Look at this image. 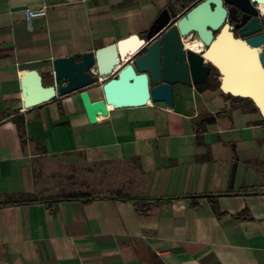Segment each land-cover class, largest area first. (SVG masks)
Returning <instances> with one entry per match:
<instances>
[{
  "label": "crops",
  "instance_id": "0c3cea01",
  "mask_svg": "<svg viewBox=\"0 0 264 264\" xmlns=\"http://www.w3.org/2000/svg\"><path fill=\"white\" fill-rule=\"evenodd\" d=\"M188 1L0 0V264H152V257L163 264H264L258 110L232 105L220 89L183 85L174 86L173 109L164 103L110 108L96 127L80 92L24 108L21 80L28 71L37 70L52 86L56 59L81 60L130 38L144 43L168 6L183 14ZM43 7L47 17L34 20L29 31L24 12ZM88 91L92 101L103 100L100 88ZM207 116L216 121L206 125L198 146L197 128ZM16 121L23 124L24 144ZM42 157L121 164L128 168V194L108 197L145 200L62 198L51 206H12L54 200L36 187L34 162ZM200 196L215 197L194 198Z\"/></svg>",
  "mask_w": 264,
  "mask_h": 264
},
{
  "label": "water",
  "instance_id": "95a60500",
  "mask_svg": "<svg viewBox=\"0 0 264 264\" xmlns=\"http://www.w3.org/2000/svg\"><path fill=\"white\" fill-rule=\"evenodd\" d=\"M184 39L199 43L203 52L186 49ZM53 67L52 86L44 85L37 70L25 73L21 80L25 109L80 92L88 121L96 127L109 117L110 107L164 103L173 109L174 86L204 85L216 70L220 91L250 100L264 120V0H200L183 14L168 6L144 43L130 38L81 60L56 59ZM93 86H100L103 100L92 101L88 89ZM237 168L234 164L232 187Z\"/></svg>",
  "mask_w": 264,
  "mask_h": 264
},
{
  "label": "rangeland",
  "instance_id": "374dc122",
  "mask_svg": "<svg viewBox=\"0 0 264 264\" xmlns=\"http://www.w3.org/2000/svg\"><path fill=\"white\" fill-rule=\"evenodd\" d=\"M217 74V71L213 70L207 82V87L210 89H219ZM100 86L92 88L98 89ZM232 105L240 106L247 111L255 108L247 100ZM39 151L40 149L35 147V152ZM76 158L77 160L72 157L35 159L36 187L40 196L47 199H62L75 196H119L122 192L128 194V186H125V181L128 184V168H124L121 164L107 163L89 166L81 158ZM151 263L156 264L153 257Z\"/></svg>",
  "mask_w": 264,
  "mask_h": 264
},
{
  "label": "trees",
  "instance_id": "16d2710c",
  "mask_svg": "<svg viewBox=\"0 0 264 264\" xmlns=\"http://www.w3.org/2000/svg\"><path fill=\"white\" fill-rule=\"evenodd\" d=\"M193 3V0H189L187 2V6H189V9H191L192 7H194V5L190 6V4ZM209 80V79H208ZM207 80V82H208ZM207 82L204 84V85H201V86H197L196 88L198 90H208L210 89L209 87H207ZM226 97V99L228 100H231L234 104L236 103H239L241 102L242 99H238V98H233L229 95H224ZM247 102L253 104L250 100H247ZM247 111V110H245ZM253 112H256L257 109L254 108L253 110H251ZM215 118L213 116H207L205 117L201 124L198 126L197 128V144L198 146H202V138H201V135L204 134L206 132V125H209V124H213L215 123ZM17 125H18V129H19V132H20V136L23 140V144L25 143V139H24V131H23V124L20 123L19 121H16ZM261 125H264V120H262L261 122ZM253 194H256V193H253ZM215 196H205V197H194V198H208L209 200L211 199H214ZM190 198H193V197H190ZM65 200H74V201H80V202H83V203H90V202H93V201H96V200H104V199H111V200H122L124 202H135V201H143L145 200V198H141V197H126V198H122V197H115V198H112V197H101V196H75V197H68V198H63ZM213 201V200H212ZM59 202V200L57 199H54V200H41V201H31V202H13L11 205L12 206H18V205H32V204H36V203H43V204H47L49 206H51L52 204H55ZM214 207V210L216 212V215L218 217H220L222 214L220 213L217 205H213ZM245 215V213L239 215V218H243ZM154 260H156V264H163L157 257H154Z\"/></svg>",
  "mask_w": 264,
  "mask_h": 264
},
{
  "label": "built area",
  "instance_id": "2783aa9c",
  "mask_svg": "<svg viewBox=\"0 0 264 264\" xmlns=\"http://www.w3.org/2000/svg\"><path fill=\"white\" fill-rule=\"evenodd\" d=\"M47 15H48V8L47 7H43V8H39V9H27L24 12V16H25V22H26L28 30L29 31L33 30V21L34 20L46 18ZM173 25H177V24L173 23ZM114 71L116 73L117 68ZM109 112H110V110H109Z\"/></svg>",
  "mask_w": 264,
  "mask_h": 264
},
{
  "label": "bare ground",
  "instance_id": "6f19581e",
  "mask_svg": "<svg viewBox=\"0 0 264 264\" xmlns=\"http://www.w3.org/2000/svg\"><path fill=\"white\" fill-rule=\"evenodd\" d=\"M183 42L185 44L186 49H191V50L196 51L198 53H202L203 52L202 51V46H200L199 43H197V42H191L190 39H188V40L184 39Z\"/></svg>",
  "mask_w": 264,
  "mask_h": 264
},
{
  "label": "flooded vegetation",
  "instance_id": "af4514ba",
  "mask_svg": "<svg viewBox=\"0 0 264 264\" xmlns=\"http://www.w3.org/2000/svg\"><path fill=\"white\" fill-rule=\"evenodd\" d=\"M217 75H218V74H217ZM217 80H218L219 85H220V76H219V75L217 76Z\"/></svg>",
  "mask_w": 264,
  "mask_h": 264
}]
</instances>
